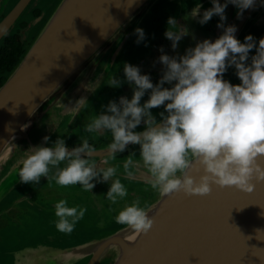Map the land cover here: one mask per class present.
<instances>
[{"label": "water", "instance_id": "1", "mask_svg": "<svg viewBox=\"0 0 264 264\" xmlns=\"http://www.w3.org/2000/svg\"><path fill=\"white\" fill-rule=\"evenodd\" d=\"M157 1L61 0L0 87V164L18 143L29 142L28 128L50 108L57 113L49 129L59 130L72 121ZM28 2L21 0L0 22V40ZM219 2L224 4L225 0ZM198 5L202 7L196 17L191 14L197 6L187 14L192 21L189 44L199 33L197 25L203 12L213 7L211 0ZM238 12L236 6L228 4L224 27L235 26L238 38L250 20L247 33H255L259 43L264 38V0H255L239 17ZM213 19L220 20L219 16ZM221 30L216 39L223 35ZM110 48V58L97 70L96 65ZM23 160L1 176L0 200L20 180ZM257 163L264 167V157ZM203 174V167L194 162L189 175L198 181ZM134 175L130 177L133 181L150 184L147 169L136 170ZM252 183L255 187L251 193L216 185H211V194L203 197L159 193L145 204L154 220L147 234L113 222L109 228L78 231L76 244L66 249L58 247L59 241L53 236L42 238L15 251L10 264H81L87 257L84 264H105L109 259L112 264H264V181L253 179Z\"/></svg>", "mask_w": 264, "mask_h": 264}, {"label": "clouds", "instance_id": "2", "mask_svg": "<svg viewBox=\"0 0 264 264\" xmlns=\"http://www.w3.org/2000/svg\"><path fill=\"white\" fill-rule=\"evenodd\" d=\"M211 3L213 7L205 10L198 22L203 25L213 16H219L221 23L217 27L223 29V35L214 42L206 39L197 43L179 59L161 55L159 62L166 71L156 85L150 76L141 75L139 68L125 64L126 81L134 85L131 100L121 97L119 104L110 101L107 114L96 116L85 128L89 133H111L113 139L108 153L113 158L129 144L139 145L140 157L151 177V188L164 196L178 192L208 196L211 185L251 193L255 187L253 179L264 181V167L257 163L264 157V38L259 40L258 47L251 35L241 43L235 37L236 27H224L223 23L229 3L239 9V17L255 0H225L224 4L211 0ZM200 7L197 5L193 10V17L198 15ZM167 23L165 37L175 50L187 32L173 30L177 25L174 18H169ZM135 34L137 43L145 39L142 29H136ZM253 49L256 55L251 57L249 65V53ZM229 67L235 68L241 81L239 85L223 78ZM109 83L119 86L121 81L112 78ZM165 84L173 86L165 88ZM146 92L150 93L149 99L141 106ZM162 106L167 115L160 113L162 119L158 122L151 109ZM142 123L145 129L135 131ZM48 140L49 137H44V143ZM28 152L19 169L21 183L39 184L43 177L54 179L61 187L79 184L84 191L92 192L93 181L111 180L106 194L108 200L115 204L128 195L120 179L113 180L117 168H98L97 164L90 163L96 149L86 138H81L80 146L71 151L58 138L54 147L36 146ZM82 154L87 158H82ZM194 162L204 171L198 181L189 175ZM61 163L65 167L61 168ZM133 163L130 155L123 165L127 177L133 175L129 171ZM52 169H56L54 176H50ZM146 209L147 206L140 207L137 199L119 212L116 223L137 234H147L154 220ZM86 211L79 206L69 207L66 200H60L55 204L56 229L71 234Z\"/></svg>", "mask_w": 264, "mask_h": 264}, {"label": "flooded vegetation", "instance_id": "3", "mask_svg": "<svg viewBox=\"0 0 264 264\" xmlns=\"http://www.w3.org/2000/svg\"><path fill=\"white\" fill-rule=\"evenodd\" d=\"M20 1L0 0V22L13 11ZM59 1L29 0L15 23L0 40V49L4 47L5 38L7 37L15 39L20 45L28 48L43 24L58 6ZM200 2L202 0H158L136 28L143 30L145 39L137 43L138 36L135 31L131 34L123 48L113 59L99 86L72 121L59 130L49 129L50 126L53 127L57 113L54 107L50 108L28 132L30 143L26 140L20 142V146L15 151L12 159L7 161L0 169L1 178L9 167L27 157L28 150L31 147L55 146V141L60 138L65 141L68 149L72 150L80 146L81 138H86L90 146L96 149L90 163L97 164L98 168H117V175L113 177V180L120 179L127 189L128 195L123 199H118L115 204L108 200L106 194L111 186V180L108 182L93 181L95 187L92 192L84 191L79 184L61 187L54 179L47 180L43 177L39 184H24L19 180L0 200V264H8V261L11 263L12 254L15 251L35 245L34 242L42 238L48 239L53 236L59 241L56 245L66 249L76 244L74 238L77 236L78 231H88L98 227L104 228L106 225L113 223L120 211L126 206L132 205L137 199L140 201V207H145V204L158 196L159 192L153 190L150 184L133 181L125 173L123 165L130 155L134 162L129 168V171L133 173L132 178L135 177L136 170L145 168L140 157L139 145L129 144L123 153L118 152L113 158L108 153V145L112 143L113 139L111 133H89L85 128L96 116L107 114L106 106L110 101L119 104L121 97L131 100L134 85H129L126 81L123 71L125 64L139 68L140 74L150 76L151 82L156 85L166 71V67L159 62L161 55L179 59V57L185 55L187 49L194 48L197 43L206 39L214 41L219 36L222 30L217 25L221 21L213 19L206 24L197 25L199 33L192 36L193 42L189 44L190 34L188 28L190 27V21L187 14L190 9ZM169 18H174L177 21L174 31L179 33L185 29L187 32V35L179 41L175 50L172 48V42L165 37V32L169 29L167 23ZM249 23L250 20L237 39L244 43L245 37L251 35L258 47L256 34L247 33ZM161 49H163V52H161ZM111 53V48L105 52L96 65L97 70L103 69ZM254 55H256L255 49L249 53L247 62L249 65L251 64V57ZM112 78L118 79L121 84L119 86L110 85L109 82ZM223 78L232 85L241 83L234 67H229ZM77 82L69 87L67 92L60 98V101L66 97ZM173 85L165 84L164 87L171 88ZM149 95L150 93L146 92L141 99V106L149 99ZM151 112L157 121L162 119L160 113L167 115L163 106L151 109ZM144 129L145 126L142 123L135 131L141 132ZM44 137H49L47 143H44ZM82 158L87 157L82 154ZM104 161H107V163L104 164ZM60 167H65V164L61 163ZM55 172L56 169H52L50 176H54ZM60 200H66L69 207L79 206L87 209L84 218L75 225L71 234L61 233L55 227L58 219L55 216V204ZM88 259L89 257L83 259L81 264H84ZM110 263L109 260L105 262V264Z\"/></svg>", "mask_w": 264, "mask_h": 264}, {"label": "trees", "instance_id": "4", "mask_svg": "<svg viewBox=\"0 0 264 264\" xmlns=\"http://www.w3.org/2000/svg\"><path fill=\"white\" fill-rule=\"evenodd\" d=\"M27 49V46L20 45L15 39L5 38V45L0 49V87Z\"/></svg>", "mask_w": 264, "mask_h": 264}, {"label": "rangeland", "instance_id": "5", "mask_svg": "<svg viewBox=\"0 0 264 264\" xmlns=\"http://www.w3.org/2000/svg\"><path fill=\"white\" fill-rule=\"evenodd\" d=\"M61 2V0L59 1V3ZM59 3H58V5H59ZM40 31V30H39ZM38 34V33H37ZM83 73V72H82ZM82 73L76 78V80L73 82V83H75V82H77L78 80H79V78L81 77V75H82ZM72 83V84H73ZM71 84V85H72ZM70 85V86H71ZM69 86V87H70ZM69 89V88H68ZM67 89V90H68ZM67 92V91H66ZM35 126V125H34ZM32 128H33V126L31 125L29 128H28V132L29 131H31L32 130ZM19 146H20V143H18L14 148H13V150H12V152L10 153V155L8 156V158L4 161V162H2L1 164H0V169L7 163V161H9V160H11L12 159V157H13V155L15 154V151L19 148ZM113 222H115L116 223V220H113ZM111 226V223L109 224V225H106L105 227L106 228H109ZM112 227V226H111ZM37 241V240H36ZM36 241L34 242V244L36 243ZM109 261L111 262L110 264H112L113 263V260L112 259H109ZM8 264H10L9 263V261H8Z\"/></svg>", "mask_w": 264, "mask_h": 264}, {"label": "crops", "instance_id": "6", "mask_svg": "<svg viewBox=\"0 0 264 264\" xmlns=\"http://www.w3.org/2000/svg\"><path fill=\"white\" fill-rule=\"evenodd\" d=\"M190 21V20H189ZM192 22V21H191ZM191 22H190V25H191ZM192 30V27L191 28H188V32H190ZM190 34V33H189Z\"/></svg>", "mask_w": 264, "mask_h": 264}, {"label": "bare ground", "instance_id": "7", "mask_svg": "<svg viewBox=\"0 0 264 264\" xmlns=\"http://www.w3.org/2000/svg\"><path fill=\"white\" fill-rule=\"evenodd\" d=\"M5 157H6V156H5ZM5 157H4V158H5Z\"/></svg>", "mask_w": 264, "mask_h": 264}]
</instances>
